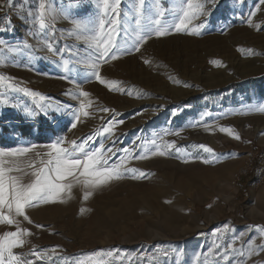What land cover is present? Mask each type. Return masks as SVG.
<instances>
[{
	"label": "rangeland",
	"instance_id": "rangeland-1",
	"mask_svg": "<svg viewBox=\"0 0 264 264\" xmlns=\"http://www.w3.org/2000/svg\"><path fill=\"white\" fill-rule=\"evenodd\" d=\"M46 6L47 26L40 29L39 0H0V74L14 85L0 84V97L7 100L0 104V147L38 146L20 158L24 171L11 175L31 182L28 162L60 137L86 141L89 151L103 144L112 150L109 164L124 157L127 168L146 175L134 179L126 173L87 200L76 186L63 202L29 207L31 222L17 219L32 234L13 251L26 264H264L258 157L264 152V111L258 110L264 108V4L216 0L207 16L177 32L181 0H159V7L145 0L139 25L138 0H121L113 49L118 58L106 62L77 39L74 28L76 22L110 19L102 0H46ZM143 34L149 38L136 51ZM77 85L90 96L78 98ZM80 99L92 103L76 122ZM22 124L31 126L32 136L21 134ZM106 127L113 131L105 133ZM172 141L175 146L166 148ZM158 148L167 154L152 155ZM140 155L147 158H135ZM15 230L0 224V235Z\"/></svg>",
	"mask_w": 264,
	"mask_h": 264
},
{
	"label": "snow or ice",
	"instance_id": "snow-or-ice-1",
	"mask_svg": "<svg viewBox=\"0 0 264 264\" xmlns=\"http://www.w3.org/2000/svg\"><path fill=\"white\" fill-rule=\"evenodd\" d=\"M121 0H114L110 4L109 0H102L103 9L105 13L109 11L112 13V17L108 20L104 18L99 19L98 25L89 23L76 22L74 28L76 30L77 39L84 40L85 42L94 46L98 52L97 60L104 61L108 58L115 60L118 58L116 52L113 49H117L116 37L118 35L117 27L120 23L119 5ZM216 0H181L179 23L175 25L177 32L185 30L192 24L193 20L198 19L201 16H207L209 14L208 5L215 4ZM159 7V0H156ZM261 4H264V0H260ZM145 0H138L137 7V20L139 25L140 18L144 16ZM46 0H39L38 9V23L40 29H44L46 25ZM259 10V9H257ZM163 11L159 12V15H163ZM54 15V14H53ZM250 15H255L251 13ZM109 27L105 28V24ZM158 23V21H157ZM249 24L252 20L249 19ZM91 24V26H90ZM204 24H198L193 32L199 34V29L203 28ZM4 29H0L3 31ZM90 33V34H89ZM167 33L164 31H156V36H163ZM149 38L148 34L139 35L137 37L138 43L134 45L135 50L139 51L140 46ZM48 51L55 53V49L51 43L47 44ZM147 62V61H146ZM67 67V62H65ZM93 69H98L97 63L90 65ZM97 80L101 83H105V80L100 76L99 72H94ZM67 79V77H65ZM12 77H5L0 74V84H5L9 88L14 87L12 84ZM77 89L79 86L77 85ZM19 91L25 92L30 96H37L38 93L26 88H21ZM90 93L83 89L78 90V98H87ZM41 99L43 97L41 96ZM7 100L0 97V104H6ZM91 101L87 99L79 100V110L74 114V120L80 121L81 115L87 116V109L91 106ZM264 111V108L258 109ZM26 114L31 116L35 113L28 109H25ZM59 112L60 109L53 110ZM103 111H110L108 108H104ZM47 115V112L43 113ZM76 122L71 124L72 128L77 126ZM122 123V121H121ZM105 133H111L113 128L106 127L103 129ZM220 131L227 132L233 138L239 140L240 135L230 127H221ZM91 139V138H89ZM65 143L68 144L65 147ZM86 141L77 143L76 140L68 142L66 137H60L45 145L47 152L42 156L41 153L36 152L35 158L28 162V167L34 170L31 173L25 172V175L33 177L31 182L24 183L18 176L11 175L13 172L24 171L21 166L20 158L28 153L33 152L38 146L36 144H30L24 147L16 148H2L0 147V224L15 225V231H8L0 235V264H26L21 255L16 254L13 249L23 247L26 243L23 238L25 235H31V231L21 226L18 217H23L24 220L30 221L27 215L26 209L34 207L38 203H49L61 200L64 194L71 196L72 190L76 186H80L84 189L83 198L87 200L93 193L100 187L107 185L113 180H120L124 178L126 173H131L134 179L144 177L146 174L136 168H127L126 159L120 158L119 162L109 164L110 156L107 153H111V149H105L103 144H100L99 148L93 150H86ZM153 144L156 141H152ZM175 142H168L166 148H173ZM200 148L206 152L215 155L214 149L206 145H200ZM178 151H180L178 149ZM124 152L129 153L128 149H124ZM114 154V153H113ZM166 151L153 152L152 155H166ZM136 159H144L146 156H136ZM187 162V161H185ZM210 160H204V163H210ZM139 173L137 176L136 174ZM7 176V179H6ZM61 202H63L61 200ZM83 211V209H82ZM38 227H42L38 225ZM264 231V230H262ZM264 247V246H261ZM35 255L40 257V253L36 252ZM224 259H227L225 255ZM99 264V262H97Z\"/></svg>",
	"mask_w": 264,
	"mask_h": 264
},
{
	"label": "built area",
	"instance_id": "built-area-1",
	"mask_svg": "<svg viewBox=\"0 0 264 264\" xmlns=\"http://www.w3.org/2000/svg\"><path fill=\"white\" fill-rule=\"evenodd\" d=\"M258 157H259V163L261 164L260 165L261 166V177H259L260 178L259 179V182H262V180L264 178V152L261 153L260 156H258ZM248 173H249V168L248 167L247 168H244L242 170V172H240L239 179L242 178V177L244 178V176H246Z\"/></svg>",
	"mask_w": 264,
	"mask_h": 264
},
{
	"label": "trees",
	"instance_id": "trees-1",
	"mask_svg": "<svg viewBox=\"0 0 264 264\" xmlns=\"http://www.w3.org/2000/svg\"><path fill=\"white\" fill-rule=\"evenodd\" d=\"M3 19V17L1 18ZM186 103V102H185ZM187 103H190V102H187ZM18 129L21 130V134L25 137H30L32 136V133H31V126L29 124H22L18 127Z\"/></svg>",
	"mask_w": 264,
	"mask_h": 264
}]
</instances>
